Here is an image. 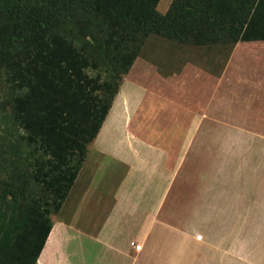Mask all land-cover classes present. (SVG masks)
I'll list each match as a JSON object with an SVG mask.
<instances>
[{
	"label": "crops",
	"instance_id": "0c3cea01",
	"mask_svg": "<svg viewBox=\"0 0 264 264\" xmlns=\"http://www.w3.org/2000/svg\"><path fill=\"white\" fill-rule=\"evenodd\" d=\"M259 43L223 47L235 56ZM144 62L141 70L151 65ZM229 68L212 75L213 94L196 109L171 95L177 77L152 93L125 78L37 264H264V79ZM103 157L112 160L110 189L93 176ZM194 164H203L199 172Z\"/></svg>",
	"mask_w": 264,
	"mask_h": 264
},
{
	"label": "trees",
	"instance_id": "16d2710c",
	"mask_svg": "<svg viewBox=\"0 0 264 264\" xmlns=\"http://www.w3.org/2000/svg\"><path fill=\"white\" fill-rule=\"evenodd\" d=\"M0 0V264H37L150 36L264 42V0Z\"/></svg>",
	"mask_w": 264,
	"mask_h": 264
},
{
	"label": "rangeland",
	"instance_id": "374dc122",
	"mask_svg": "<svg viewBox=\"0 0 264 264\" xmlns=\"http://www.w3.org/2000/svg\"><path fill=\"white\" fill-rule=\"evenodd\" d=\"M172 2L173 0H161L157 8L158 12L163 15L166 14L171 7ZM257 46H262V48L249 51L240 49L237 50L235 56H233L234 54H231L232 50L227 47H223L222 45H218L217 47L181 45L168 41L160 36H150L140 52V59L137 62V65L127 76L132 80L135 79L137 82L139 81L142 85L149 89L150 93L157 92L156 88H159L158 86L161 85V82L163 83V89L168 91L169 80L172 78L174 80L177 77L176 81L178 82L179 80V85L175 86L174 90H171V95H175V98L178 97V105H183L187 102L196 109L199 104H203L205 97H210L211 92L213 94V90L210 92V87H212V83H214V78L218 77L221 72L224 73L226 71L225 68L229 65L230 71L235 70L237 72H241V74H239L240 78L242 76H249L259 78L262 77L261 79H264V43H259ZM232 49H234V47ZM147 60L151 62L152 67L150 68L151 65H149L141 70L145 63L144 61L147 62ZM206 62H208V65H206ZM167 65H170V69L173 70V72L177 71L179 75L174 76L173 74L174 77L168 76L169 70L167 69ZM205 67L207 69L209 68V71ZM139 70H141L140 76L137 75V71ZM180 74H182V76H180ZM234 74L228 73L227 76L232 78V75ZM158 79H160V81ZM157 80L159 81L158 83ZM170 87L171 86L169 85V88ZM185 89L188 90V93L184 96ZM256 108L257 112H260L261 107H258L256 104ZM2 124L3 121L0 119V126H3ZM1 134H3V132L0 127V135ZM155 135H157V137H163L162 134ZM94 144L95 143L89 147L90 154L86 162L90 159V156L94 154ZM176 144L180 143L176 141ZM207 148L210 151H215L218 149V146L214 142L209 141ZM193 151L195 150L192 149V152ZM180 152L181 148L178 147L175 150L173 157L178 160ZM192 155L193 154L191 153L190 156ZM211 164L212 158L207 156L204 167L210 170L213 168V165ZM202 165L203 164L191 165L193 172H196L194 169H197L198 171L199 167ZM85 166L86 163L84 164V167ZM111 166L112 160L108 157H103L98 162V166L93 172L96 186L99 184H105L107 188H113V184L116 183V181H114L113 178L109 180V176L111 175L109 170ZM186 168L191 170V168L186 165L185 170L181 171L180 176L174 185L173 194H175L177 189L182 187L181 184ZM67 202L68 205H66L65 209H63L61 216V218L63 217L65 220L69 219L71 214H73L72 212L70 215L68 214L67 210L69 209V206H71L70 199ZM88 215L89 214L86 211L82 213V216L85 218H87ZM58 216L59 215L55 217V220ZM83 220L85 222L86 219Z\"/></svg>",
	"mask_w": 264,
	"mask_h": 264
},
{
	"label": "built area",
	"instance_id": "2783aa9c",
	"mask_svg": "<svg viewBox=\"0 0 264 264\" xmlns=\"http://www.w3.org/2000/svg\"><path fill=\"white\" fill-rule=\"evenodd\" d=\"M135 251H141L142 250V244H134Z\"/></svg>",
	"mask_w": 264,
	"mask_h": 264
}]
</instances>
